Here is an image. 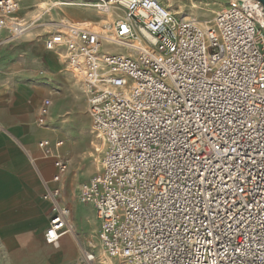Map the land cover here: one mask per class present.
Instances as JSON below:
<instances>
[{"label":"built area","instance_id":"2783aa9c","mask_svg":"<svg viewBox=\"0 0 264 264\" xmlns=\"http://www.w3.org/2000/svg\"><path fill=\"white\" fill-rule=\"evenodd\" d=\"M83 1L45 47L64 48L106 143L101 169L80 196L96 211L109 264H264L263 4L229 0L202 25L176 18L159 0ZM86 10L123 18L113 31L103 21L100 32ZM18 11L16 0H0V53L32 26L9 25ZM50 105L39 110L41 127ZM63 145L38 144L53 160L56 185L69 169ZM45 184V241L53 245L72 231L71 210L61 187Z\"/></svg>","mask_w":264,"mask_h":264},{"label":"crops","instance_id":"0c3cea01","mask_svg":"<svg viewBox=\"0 0 264 264\" xmlns=\"http://www.w3.org/2000/svg\"><path fill=\"white\" fill-rule=\"evenodd\" d=\"M18 1L21 4L26 2ZM95 14L101 16L97 22L102 23L105 16ZM88 15H85L87 21L94 23ZM43 35L45 33L40 30H34L12 39L0 53V264H88L76 240L79 231L87 230L93 218L96 226L90 235L94 234L96 227L100 230L93 206L74 203L69 218L72 232L57 244L45 241L51 205L44 199L46 191L43 193L42 188L46 189L45 182L52 188L61 186L65 175L60 185L51 183L52 178L44 179L51 171L53 177L55 167L53 160L42 158L38 144L42 140L56 143L53 138L63 132L56 128L53 130L58 133L38 140L40 156L31 161L37 174L27 169L28 156L23 153L22 146L31 145L39 133L31 117L43 96L37 108L36 121L43 102L50 100L48 120L51 117L54 122L57 121L61 129H64L61 118L65 113L83 103L81 85L69 71L65 52L48 51L44 45L46 39H38ZM3 36L7 38L9 31L5 29ZM39 74L43 79H49L50 84L39 83L36 78ZM60 151L63 156V147Z\"/></svg>","mask_w":264,"mask_h":264},{"label":"rangeland","instance_id":"374dc122","mask_svg":"<svg viewBox=\"0 0 264 264\" xmlns=\"http://www.w3.org/2000/svg\"><path fill=\"white\" fill-rule=\"evenodd\" d=\"M19 4V11L12 16V19H8L9 25L12 23H21L23 25H32L31 28L24 34L31 33L32 31L40 30L45 35L38 37V39H43L47 41V39L51 36V33L57 30L59 23H67L72 19L73 8L71 7H58V8H50L52 1L58 0H26L25 4L16 0ZM162 5L168 9V11L174 15L178 19H195L197 21L203 23H210L213 21L215 15L221 11L227 4L229 0H159ZM77 2L82 3L84 1L78 0ZM50 10L48 11V9ZM117 13H120L116 11ZM89 18L94 21V23L90 24V28L96 31H103L102 25L104 22L108 25L109 21H112L110 25L112 26L111 31H113V27L117 18V15H109L105 16L103 19L104 22L98 23L97 20L101 16L96 15L93 10H86ZM44 14L43 17L40 18V15ZM11 28V26H10ZM23 36V35H22ZM20 36V37H22ZM16 37V38H20ZM16 38H8L4 44ZM45 41V42H46ZM45 45V43H44ZM3 46V47H4ZM106 49L114 50V52H123V48H119L115 45L105 44ZM3 49V48H2ZM63 52H65L61 48ZM66 53V52H65ZM67 62L70 73L74 76L75 80H78L81 88H82V99L83 103H79L73 110H69L65 115L61 118L63 121V128L57 126V121H53L52 118L47 121V126L49 129L44 130L36 121L37 117V108L40 105L38 103L36 109L32 113V123L34 127L39 131L36 134L34 140L31 145L22 146L24 148L23 153L28 156L27 163L28 168H30L33 174H37V171L32 167L31 161L38 156H40V152L37 148V142L39 139L44 137H49L51 133L54 132L53 129L58 128L59 132H63V136H55L53 138V142L63 141V157L66 159L69 165V169L67 174L65 175L62 183V205L71 210L74 206V203H81L82 205H86L83 203L80 196V186L82 183L93 177L97 174L101 169V162L106 151V146L103 139L96 132L92 119L88 112L87 107V95L85 93V88L82 82V77L79 76L76 72H73L72 68L69 65L67 54H65L64 58ZM43 61L45 59L43 58ZM37 81L42 84H50L49 79H43L41 74L36 76ZM68 100V99H67ZM51 140V138H50ZM100 147L104 150L101 153H97L95 148ZM22 153V152H21ZM22 153V154H23ZM72 160V161H71ZM71 161V163H70ZM19 171V170H18ZM22 172V171H19ZM45 180H49L52 178V171L50 172L49 177L44 176ZM43 193H45L46 189H43ZM89 206V205H88ZM72 216V215H71ZM96 220L94 218L88 223V229L85 231H79V238L76 240L77 245L79 246V250H81V254L84 255V251L92 252L95 258V264H109L108 255L106 254L105 249L101 245L99 240V227H96V231L93 235H90L91 230L96 226ZM98 256V258H97ZM99 261V262H98ZM88 264H93V262ZM117 264V263H116Z\"/></svg>","mask_w":264,"mask_h":264},{"label":"bare ground","instance_id":"6f19581e","mask_svg":"<svg viewBox=\"0 0 264 264\" xmlns=\"http://www.w3.org/2000/svg\"><path fill=\"white\" fill-rule=\"evenodd\" d=\"M84 2H82V3H79V2H77V1H55V2H53L52 1V3H51V7L50 8H58V7H70V6H74V5H80V4H83ZM90 6V5H89ZM50 8L48 9V11L50 10ZM71 8V7H70ZM117 15L120 19L121 18H123V16L120 14V13H117L115 10L114 11H110L109 12V18H110V15L112 16V15ZM186 19V18H185ZM189 20H193V21H196V22H198V23H200V24H202V25H205V23H203V22H200V21H197V20H195V19H189ZM68 23V22H67ZM207 23V22H206ZM111 25H110V23L108 24V26L107 27H110ZM109 36H111V35H109ZM140 39V38H139ZM107 44V43H106ZM115 46H117V47H119V48H123L119 43H116V44H114ZM105 46V45H104ZM124 49V48H123ZM133 52H134V49H131ZM66 54V53H65ZM80 76V75H79ZM105 143V142H104ZM105 146H106V143H105ZM104 149L103 148H100V147H97L96 149H95V151L97 152V153H101L102 151H103ZM72 232V231H71ZM88 253H91V252H88ZM84 257V256H83ZM95 258H96V256L94 255V261H93V263L95 262ZM84 259H85V257H84ZM86 260V259H85Z\"/></svg>","mask_w":264,"mask_h":264},{"label":"water","instance_id":"95a60500","mask_svg":"<svg viewBox=\"0 0 264 264\" xmlns=\"http://www.w3.org/2000/svg\"><path fill=\"white\" fill-rule=\"evenodd\" d=\"M258 1L261 2L263 4V6H264V0H258Z\"/></svg>","mask_w":264,"mask_h":264}]
</instances>
